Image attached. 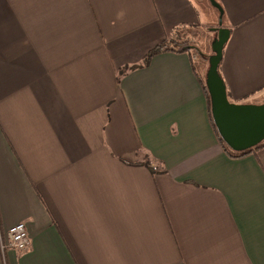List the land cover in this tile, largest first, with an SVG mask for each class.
Masks as SVG:
<instances>
[{
	"label": "crops",
	"instance_id": "crops-1",
	"mask_svg": "<svg viewBox=\"0 0 264 264\" xmlns=\"http://www.w3.org/2000/svg\"><path fill=\"white\" fill-rule=\"evenodd\" d=\"M216 2L0 0V236L31 239L0 264H264V148L224 149L189 48L144 63L224 27L229 101L263 104L264 0Z\"/></svg>",
	"mask_w": 264,
	"mask_h": 264
},
{
	"label": "water",
	"instance_id": "water-1",
	"mask_svg": "<svg viewBox=\"0 0 264 264\" xmlns=\"http://www.w3.org/2000/svg\"><path fill=\"white\" fill-rule=\"evenodd\" d=\"M220 12L223 24V8L216 0H209ZM212 42L213 54L208 57L206 87L210 97L211 115L219 136L235 153H243L264 143V103L234 104L228 99L226 85L220 75V65L230 31L224 27L216 30ZM200 55L202 56L203 54Z\"/></svg>",
	"mask_w": 264,
	"mask_h": 264
},
{
	"label": "rangeland",
	"instance_id": "rangeland-1",
	"mask_svg": "<svg viewBox=\"0 0 264 264\" xmlns=\"http://www.w3.org/2000/svg\"><path fill=\"white\" fill-rule=\"evenodd\" d=\"M208 31L207 30H201L199 29L197 31V36H199L196 40L193 38V36H183V35H178L177 37H172L169 39L170 41H173L177 44L176 48L179 50L188 48V47H197L203 54L202 56L196 54L194 56V60L197 64V66L200 68L199 73L201 75V78L203 79L204 82H206V73L209 69V63H208V57L213 54L212 52V46L208 43ZM2 236V235H1Z\"/></svg>",
	"mask_w": 264,
	"mask_h": 264
},
{
	"label": "built area",
	"instance_id": "built-area-1",
	"mask_svg": "<svg viewBox=\"0 0 264 264\" xmlns=\"http://www.w3.org/2000/svg\"><path fill=\"white\" fill-rule=\"evenodd\" d=\"M1 248L4 251L9 248L20 253L31 251V239L24 223L13 226L6 235V239L0 236Z\"/></svg>",
	"mask_w": 264,
	"mask_h": 264
},
{
	"label": "trees",
	"instance_id": "trees-1",
	"mask_svg": "<svg viewBox=\"0 0 264 264\" xmlns=\"http://www.w3.org/2000/svg\"><path fill=\"white\" fill-rule=\"evenodd\" d=\"M177 43L173 42V41H170L169 39H167L166 41H164L163 43H161L160 45H158L155 49H153L149 55L147 56V58L145 59V64H148L149 63V60L151 58H153L154 56L158 55V54H161V53H165V52H170V51H178L179 49L176 48V45ZM189 50H191L193 53H194V56L196 54H198L200 56V51L199 49H197V47H188ZM205 85V90L207 91V87H206V82L203 83ZM207 94L209 96V93L207 91ZM209 100H210V97H209ZM216 129V127H215ZM217 131V129H216ZM217 134H218V131H217ZM219 136V134H218ZM220 138V141H221V144L222 146L224 147V149L228 152V154L233 157V158H240V157H244V156H247L249 154H252V153H257L259 150L263 149L264 148V143H262L261 145L257 146L256 148L252 149V150H249V151H246V152H243V153H235L233 152L225 143L224 141L221 139V137L219 136Z\"/></svg>",
	"mask_w": 264,
	"mask_h": 264
}]
</instances>
